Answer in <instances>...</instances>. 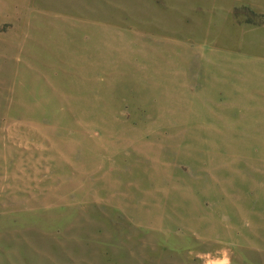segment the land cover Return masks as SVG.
<instances>
[{
  "label": "rangeland",
  "instance_id": "obj_1",
  "mask_svg": "<svg viewBox=\"0 0 264 264\" xmlns=\"http://www.w3.org/2000/svg\"><path fill=\"white\" fill-rule=\"evenodd\" d=\"M0 264H264V0H0Z\"/></svg>",
  "mask_w": 264,
  "mask_h": 264
}]
</instances>
